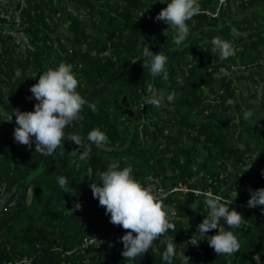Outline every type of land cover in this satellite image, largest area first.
I'll list each match as a JSON object with an SVG mask.
<instances>
[{
    "label": "trees",
    "instance_id": "16d2710c",
    "mask_svg": "<svg viewBox=\"0 0 264 264\" xmlns=\"http://www.w3.org/2000/svg\"><path fill=\"white\" fill-rule=\"evenodd\" d=\"M164 2H0V232L8 226L0 235V264H167L164 237L144 256L121 255L125 230L104 222L105 209L90 188V182L100 183L96 173L113 161L131 166L136 179L157 190L186 186L247 202L249 188L264 187V117L254 111L245 120L237 95L245 91L252 107L264 113V0H198L200 13L188 21L190 34L180 46L173 43V30L155 19L169 0ZM21 35L27 46L17 43ZM216 36L232 43L233 56L221 59L213 50ZM149 49L168 57L161 76L143 67ZM60 62L75 65L78 91L97 108L93 113L85 106L83 119L66 133L80 135L86 145L94 128L108 137L103 146L90 144L87 162L69 154L79 146L67 139L63 154L57 150L54 157L35 152L34 143L28 149L14 141V110L34 109L31 85ZM221 68L231 75L214 78ZM147 87L161 98L159 108L142 100ZM58 177L67 179L71 193H64ZM203 200L202 194L171 192L162 201L176 228L167 233L177 244L171 264H264V217L241 213V227L230 229L239 251L216 256L197 231L208 213ZM220 227L227 229L223 220ZM92 230L105 232L98 245L82 249ZM188 236L204 251L194 261H184L192 253ZM110 247L116 251L108 255Z\"/></svg>",
    "mask_w": 264,
    "mask_h": 264
},
{
    "label": "clouds",
    "instance_id": "9594fccd",
    "mask_svg": "<svg viewBox=\"0 0 264 264\" xmlns=\"http://www.w3.org/2000/svg\"><path fill=\"white\" fill-rule=\"evenodd\" d=\"M160 2L165 3L164 0ZM166 4L167 6L161 9L155 19L162 21L173 30V43L180 46L190 34L188 21L200 13V5L198 0H169ZM211 44L221 59H227L235 54L232 43L219 36L213 37ZM144 58L143 67L152 77L161 76L166 72L168 57L164 53L153 54L149 49L144 52ZM74 67L72 63L60 62L58 66L49 67L39 75L38 81L29 89L32 94L29 99L36 101L34 109L32 111L14 110L16 127L13 137L17 144L31 149L34 143L35 152L52 157L57 155V150H60L59 155L63 154V142L67 139L79 146L69 154L73 157L78 156L82 162H87L92 150L90 144L103 146L107 144L108 137L99 128H94L87 134L89 144L86 145L80 135L65 131L69 126L73 127L74 123L76 125L83 119L81 113L85 106L93 113L97 111L96 105L89 103L78 91L80 82ZM15 75L20 77V70H17ZM230 75L226 68H221L214 78L219 79ZM145 91L147 94L142 95L145 105L159 108L161 98L154 93L153 88L147 87ZM173 100L174 93L169 94L167 101ZM253 115V109L245 110L243 113L245 120ZM91 175L92 169L88 168L86 176ZM96 175L100 183L90 182L93 198L98 199L99 206L105 209V214L110 217L109 222L125 230V234L119 238L123 243L121 255L125 260L144 256L151 249L154 241L164 237L163 243L166 245V250L163 253V260L171 264L177 244L173 237L167 236V233L169 230L176 231V228L170 221L156 187L136 179L132 167L121 168L118 161L109 163L107 170L97 172ZM57 179L64 193H71L67 179L65 177ZM177 187L188 189L186 186ZM188 190L185 193L198 191ZM198 192L204 196L203 203L208 213L197 226V231L202 237H207L208 245L216 256L235 254L239 251L241 244L237 235L230 229L241 227L245 221L243 215L235 208L229 207L233 200L225 199L211 191ZM249 193L250 199L247 201L249 208L264 206V187L256 190L249 188ZM80 208L79 203L74 205V209ZM221 220L225 222L227 229L220 227ZM211 230H217L216 234L206 235Z\"/></svg>",
    "mask_w": 264,
    "mask_h": 264
},
{
    "label": "built area",
    "instance_id": "2783aa9c",
    "mask_svg": "<svg viewBox=\"0 0 264 264\" xmlns=\"http://www.w3.org/2000/svg\"><path fill=\"white\" fill-rule=\"evenodd\" d=\"M175 191H182L183 193H185L189 190L184 188V187H175V188L168 190V191H165L162 189L158 190L162 201L166 198L168 193L175 192ZM192 192L194 194L199 193L198 191H192ZM207 192H210V191H207ZM225 199H229V198H225ZM229 207L235 208L240 213H248L250 211H256L260 216L264 217V208L259 207V206L256 208H249L247 206V202H235V201H233V203ZM109 220H110V217L108 215H106L104 222L107 224L109 222ZM104 232H105V230H103L101 232L100 231L95 232L94 230H92L88 235H86L83 238L82 245H81L82 249H84L88 246L98 245L100 243L101 237L104 234ZM186 242L191 246V252L192 253L190 255H188L184 259V261H194V260H196L197 257H199V256L202 257L204 255V251H203L202 247L200 246V242L196 238L188 236L186 238ZM21 262L24 264L28 263L26 260H22ZM21 262L16 261L13 263L8 262V263H3V264H21Z\"/></svg>",
    "mask_w": 264,
    "mask_h": 264
},
{
    "label": "rangeland",
    "instance_id": "374dc122",
    "mask_svg": "<svg viewBox=\"0 0 264 264\" xmlns=\"http://www.w3.org/2000/svg\"><path fill=\"white\" fill-rule=\"evenodd\" d=\"M0 2L4 3V2H6V0H0ZM16 41H17V43L18 42L19 43L21 42V44H22L21 46L22 47L23 46H27L26 45L27 44V40H26V38L23 35H21L19 38H17ZM241 84H243V83H241ZM239 93L241 95H239ZM239 93L237 94L238 95V98H239L238 99L239 104L242 105V108L243 109L248 110L249 107H252L254 103H252V101H250L248 99V94L245 91H243V93H241V92H239ZM234 103L235 102H232V104H234ZM252 108L256 112V115H259V116L264 117V113H262L260 110L254 109V107H252ZM231 109H232V111H230L231 117H232V119H235L237 117V113H236L234 107H232ZM170 213L173 214V210H170ZM102 247H105V244L104 243H103V246ZM114 251H116V249H112L110 247V249H108V251L106 252V254L111 255V254H113Z\"/></svg>",
    "mask_w": 264,
    "mask_h": 264
},
{
    "label": "water",
    "instance_id": "95a60500",
    "mask_svg": "<svg viewBox=\"0 0 264 264\" xmlns=\"http://www.w3.org/2000/svg\"><path fill=\"white\" fill-rule=\"evenodd\" d=\"M71 128H72V126H71ZM64 143V142H63ZM43 171H41L37 176H36V178L42 173ZM36 178H34L33 180H31L30 182H28L27 183V185H26V188H25V191H24V195H23V206H25V204H26V197H27V189L32 185V183L34 182V180L36 179ZM12 222H9V224L8 225H10ZM8 226H6L1 232H0V235L1 234H3L5 231H6V228H7Z\"/></svg>",
    "mask_w": 264,
    "mask_h": 264
}]
</instances>
